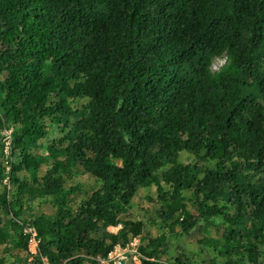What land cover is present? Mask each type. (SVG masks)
Listing matches in <instances>:
<instances>
[{
  "label": "trees",
  "instance_id": "obj_1",
  "mask_svg": "<svg viewBox=\"0 0 264 264\" xmlns=\"http://www.w3.org/2000/svg\"><path fill=\"white\" fill-rule=\"evenodd\" d=\"M133 238L264 264V0H0V264Z\"/></svg>",
  "mask_w": 264,
  "mask_h": 264
},
{
  "label": "built area",
  "instance_id": "obj_2",
  "mask_svg": "<svg viewBox=\"0 0 264 264\" xmlns=\"http://www.w3.org/2000/svg\"><path fill=\"white\" fill-rule=\"evenodd\" d=\"M3 134V142H4V152L5 158L8 159L11 155L10 148H11V141H12V129H4L1 131ZM7 170L9 169V165L6 161ZM8 178L4 179V183H7ZM33 232V237L36 235L35 230L31 229ZM36 243L35 239L32 238L31 242ZM139 239L133 238L129 241L126 245H116L114 248L109 252L106 258L100 259L102 264H125L126 261L129 259L130 262L138 261L141 263V254L137 250L136 246L138 244ZM142 264V263H141Z\"/></svg>",
  "mask_w": 264,
  "mask_h": 264
},
{
  "label": "rangeland",
  "instance_id": "obj_3",
  "mask_svg": "<svg viewBox=\"0 0 264 264\" xmlns=\"http://www.w3.org/2000/svg\"><path fill=\"white\" fill-rule=\"evenodd\" d=\"M224 62H225V55L222 56V57H216V58H214L213 63H212V69H213V70H218V69L220 68V66H221ZM119 227H120V226L109 227V229H110V231H112V232L115 233V232H117V230L119 229ZM128 243H129V242H128ZM141 243H142V242H141V240L139 239L138 244H137V246H136V248H137L138 251H139V245H140ZM117 245H119V244H117ZM30 249H31L32 252H35V250H36V243H34V241L30 243ZM141 261H142V260H141ZM125 264H141V263H139L138 261L130 262L129 259H128V260L126 261Z\"/></svg>",
  "mask_w": 264,
  "mask_h": 264
}]
</instances>
